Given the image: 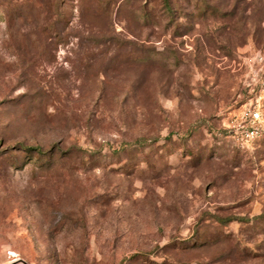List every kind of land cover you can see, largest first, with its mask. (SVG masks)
I'll return each mask as SVG.
<instances>
[{"label": "rangeland", "instance_id": "obj_1", "mask_svg": "<svg viewBox=\"0 0 264 264\" xmlns=\"http://www.w3.org/2000/svg\"><path fill=\"white\" fill-rule=\"evenodd\" d=\"M16 260L264 264V0H0Z\"/></svg>", "mask_w": 264, "mask_h": 264}, {"label": "built area", "instance_id": "obj_2", "mask_svg": "<svg viewBox=\"0 0 264 264\" xmlns=\"http://www.w3.org/2000/svg\"><path fill=\"white\" fill-rule=\"evenodd\" d=\"M247 116H250V123L243 125L242 127L245 128L243 139L246 143L252 141L254 136L260 133V124L262 123V115L260 109H253L248 110L245 113Z\"/></svg>", "mask_w": 264, "mask_h": 264}, {"label": "water", "instance_id": "obj_3", "mask_svg": "<svg viewBox=\"0 0 264 264\" xmlns=\"http://www.w3.org/2000/svg\"><path fill=\"white\" fill-rule=\"evenodd\" d=\"M10 264H29V263L25 260H16L11 262Z\"/></svg>", "mask_w": 264, "mask_h": 264}]
</instances>
